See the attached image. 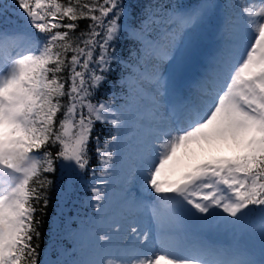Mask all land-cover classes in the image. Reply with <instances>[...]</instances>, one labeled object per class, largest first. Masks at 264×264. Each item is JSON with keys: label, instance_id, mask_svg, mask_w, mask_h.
Returning a JSON list of instances; mask_svg holds the SVG:
<instances>
[{"label": "snow or ice", "instance_id": "snow-or-ice-1", "mask_svg": "<svg viewBox=\"0 0 264 264\" xmlns=\"http://www.w3.org/2000/svg\"><path fill=\"white\" fill-rule=\"evenodd\" d=\"M12 4L23 23L0 26V264H38L39 245L32 241L41 236V221L35 214L41 202L47 207L53 183L44 174L55 173L59 161L62 172L81 175L91 167L93 151L99 176L115 174L118 156L128 170L126 181L142 182L145 191L156 194L151 203L127 191L121 198V215L149 213L150 227L122 229L109 214L107 196L94 184L97 212L91 231L72 236L78 255L65 264H264V221L258 244H219L204 232L205 225L221 222L243 229L250 206H264V0L228 6L227 38L203 94L171 118L162 104L161 70L198 28L212 22L218 4H148L138 20L124 0ZM5 11L0 8V16ZM80 20L89 22L77 35ZM124 40L136 46L134 53L130 50L133 63L151 65L141 75L155 87L153 115L164 108L147 125L134 109L131 87L130 100L122 106L115 96L93 102L115 72L113 66L121 65ZM97 122L114 129L102 145L99 134L92 136ZM192 144L224 145L234 155L167 179L177 152ZM57 146L53 155L50 147ZM153 233L157 251L152 250Z\"/></svg>", "mask_w": 264, "mask_h": 264}, {"label": "rangeland", "instance_id": "rangeland-1", "mask_svg": "<svg viewBox=\"0 0 264 264\" xmlns=\"http://www.w3.org/2000/svg\"><path fill=\"white\" fill-rule=\"evenodd\" d=\"M177 1H179L178 3H186V4H195L199 2V0H177ZM247 2L258 3L259 0H247ZM212 3L218 4L220 6L219 9L216 10V15L214 16L212 22L210 24H205L200 28H198L191 41H189L188 43H186V45L183 46V51L177 54L176 59L165 64L164 67L162 68L161 71L165 82L179 81V80L184 81L189 77H191L192 74H195V72L201 68L205 69L204 75H206L207 77H202L201 81L198 80L197 85L201 83V85L204 86L209 82V80L206 81L205 78H209L212 76L214 57L217 55L218 50L223 46L225 39L227 38L225 33V20L228 15V6L233 4H240L241 0H212ZM235 11H239V8H236ZM218 14L221 15L220 20L218 19ZM7 28H12V27H7ZM150 71H151V65L140 63L136 67L132 68L129 71V73L123 76L125 78L123 79L124 83L125 81H127V83H125L126 92L124 93L122 98L116 99V103L118 107L124 105L125 101L130 100V97L126 95V93L129 92L130 87L133 92L132 99L135 100L137 98L136 100H143V97L146 95L147 92V85L145 84V82H142L141 80L139 81L138 78L140 74L142 73L146 74L147 72ZM146 81L148 84H151L148 80ZM180 91L181 89L177 88L175 90V93H179ZM139 92L142 97H139L140 95ZM165 101L166 102H164L163 105L167 108V110L170 108V106L181 107L185 104L188 105L193 104L192 98H188V100L187 99L182 100L181 104H176L175 101H172L171 103L168 102V99L165 96ZM134 109H138V104H136V101L134 103ZM173 112L172 114H170V118L174 117L175 111ZM133 114L136 115V112L134 111ZM147 124L148 123H146L145 125ZM233 155H234L233 151L224 145L210 146L205 144L201 146L198 144H192L188 148L186 149L182 148L177 152L176 157H174L173 161L170 163L168 169L165 172V177L169 180L174 181L179 179L183 173L189 171L195 165H199L220 158L231 157ZM115 160L117 163V168L113 176L111 177L99 176V172H100V168H99L96 170V174L99 177L98 181L94 182L92 180V175L88 178L89 183L91 185H89V187L87 188L88 193L86 194V199L89 202L87 210L90 211V213L85 215L84 211L79 209H75V211H73L74 213L72 212L73 214L71 215L76 220L79 226L77 225L75 228H73L71 232V236L81 232L87 234L88 232L91 231L92 222L94 221L97 212V209L95 207L96 201H94L92 198L93 197L92 187L94 184L96 187H99L101 189V192L104 195L107 196L108 202L110 204L109 210L112 208L111 205L113 202L109 200L110 198H115L116 200L121 199L117 193L118 190L117 185L119 184L122 185L123 183H125V179H124L125 176H123L124 174H122V171L120 169L121 166L120 158L117 156L115 157ZM119 176L120 178H118ZM136 197L137 199L143 200L140 194L138 193H136ZM148 197L151 199L150 196ZM145 200L148 201L149 203L152 202L149 199H145ZM193 211L195 210L193 209ZM140 214H143V212L137 213L135 216L126 215L125 224L119 223V226H121V228L124 230H128L130 226L145 228V225L141 217L143 215ZM198 215H204V214H198ZM228 219L233 220L234 218L228 217ZM117 221L120 222L119 220ZM262 221H264V217L262 220L255 223H250L248 220H246L244 222L243 229L239 224L234 226L232 224H225L223 222H221L219 226L212 225L211 227H209L205 225L204 232L206 236L211 240L216 239V243H219L221 241L223 244L225 242H226L225 244H229L234 240H241V241H248L249 243L252 244H258L259 231ZM66 246L68 247V250H70L71 252L75 251L73 247V243L70 245L67 244L54 245L53 247L54 249L51 250V253L49 255L44 253L43 264H51V262L59 260L63 255L68 253L66 251L67 250ZM64 259H67V257L65 256Z\"/></svg>", "mask_w": 264, "mask_h": 264}, {"label": "trees", "instance_id": "trees-1", "mask_svg": "<svg viewBox=\"0 0 264 264\" xmlns=\"http://www.w3.org/2000/svg\"><path fill=\"white\" fill-rule=\"evenodd\" d=\"M61 2H65V0H61ZM124 2L129 5V10L134 13V18L138 20L141 8L148 4L161 3L170 7L177 4L179 1L124 0ZM0 8L6 9L4 15L0 16V26L7 28L14 27L18 23H23L22 20L18 21V17L20 14L19 12H16L15 6L12 4V0H0ZM218 19H221L220 14H218ZM88 22L89 21L86 20L78 21L79 28L76 30L77 35L81 30L85 28ZM135 48L136 46L131 41H122V63L121 65L113 66L115 68V72H113V74L110 76L109 82L105 83L103 87L100 88V90L96 94V97L93 98V102L101 97L104 99H111L113 96H115L116 98L123 97L124 93L126 92V86L123 79H119V77L125 76L132 68L137 66L135 63H133L134 55L130 54V50L131 53H134ZM113 85L115 86L113 87ZM121 85L123 87H121ZM63 99L66 103L67 98L65 97ZM86 111L87 110L85 109V112ZM61 118L62 112L57 114V121H59V119ZM110 133H114L112 125L97 122L94 125L92 136L95 137L99 134L100 142L102 145L105 139H110ZM89 147L91 149H94V140H90ZM50 150L53 152V155H55L56 151L58 150V146L54 148L50 147ZM55 166V173L44 174L53 181L47 192L49 203L47 207H44L43 202L37 205L38 211L35 214L36 218L41 221L39 227L41 236L38 240L34 237L32 241L34 246L37 244L39 245V248L37 249L39 253L37 257L38 264L44 263V253L49 255L51 253V250L54 249V245L72 244L71 232L73 228H75L78 224L71 214L74 213L73 211H75V209L84 211L85 215L90 213V211L87 210L89 202L86 199V194L88 193L87 188L89 187V185H91L88 178L92 175V168H95V170L99 169L94 151L92 153L91 167L88 171L84 172L81 175L73 177L66 172H62L59 161L56 162ZM250 208L253 209L252 214L247 218L250 223L259 222L263 219L264 212H262L261 209H264V206H250ZM66 248V251L68 253H66L59 259L61 264L72 261L76 257V255H78L76 250L74 252H71L70 250H68L67 246ZM65 256L67 257V259H64Z\"/></svg>", "mask_w": 264, "mask_h": 264}, {"label": "bare ground", "instance_id": "bare-ground-1", "mask_svg": "<svg viewBox=\"0 0 264 264\" xmlns=\"http://www.w3.org/2000/svg\"><path fill=\"white\" fill-rule=\"evenodd\" d=\"M142 74H144V73H142ZM204 74H205V69L201 68V69H198L195 72V74H192L191 77H189L188 79H186L184 81L179 80V81L165 82V88L163 89L164 96L162 98V104H164V102H166L165 96L168 99V102H170V103L172 101H175L176 104H181L182 100H185V99L188 100V98H192L193 104H191V105L196 104L199 100V97L203 94V88L206 85L205 84L204 86H202L201 83L197 85L198 80L201 81L202 77H207ZM210 78L211 77L205 78V80L208 81V80H210ZM138 79H139V81L141 80L142 82H145V84L147 85V92H146V95L143 97V100H136L137 98L135 99L136 104H138L139 118L144 124H146V123L149 124L154 119L158 120L160 118V115L164 114V109L162 107L160 109V113L158 115H156V116L153 115L155 109H154V106L152 103V97L155 94V87L152 84H148L146 79H144L141 74H140ZM177 88L181 89L180 93H175V90ZM139 94H140V92H139ZM139 97H142L141 94L139 95ZM178 108H180V107L170 106V108L167 110V117L166 118H170V114H172V112ZM120 169L122 171V174H124L123 176H125V178H124L125 183H123L122 185H120V184L117 185L118 186L117 193L120 196V198H122L125 195L126 191L129 193V195L131 197L136 198V199H137L136 193L140 194V196L143 200H145V199L151 200L148 196H150L151 198L155 197L156 194L154 192H148V191L144 190L142 182H136V181L128 182V181H126V175H127L128 170H127V168H122L121 166H120ZM118 178H120V176ZM0 179H3V178H0ZM117 183H118V181H117ZM0 186H3V185L0 184ZM109 200L113 201L112 205H111L112 208L109 210V214L112 215L116 220H119L120 224H125V216L127 214H124L123 216L121 215V213H122L121 199L116 200L115 198H110ZM140 215H143L141 217H142V221L145 225V228H149L150 227V222H149V215L150 214L143 212V214H140ZM150 239L153 240L152 250L157 251L159 246L158 245L155 246L156 244L154 243V233L150 237ZM212 241L216 243V239H213ZM219 244H223V243L220 241Z\"/></svg>", "mask_w": 264, "mask_h": 264}]
</instances>
